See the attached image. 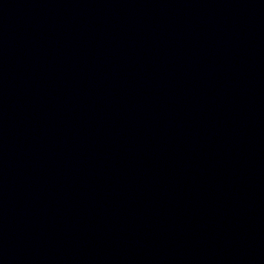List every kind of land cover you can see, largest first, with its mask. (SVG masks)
Instances as JSON below:
<instances>
[{
	"label": "water",
	"instance_id": "water-1",
	"mask_svg": "<svg viewBox=\"0 0 264 264\" xmlns=\"http://www.w3.org/2000/svg\"><path fill=\"white\" fill-rule=\"evenodd\" d=\"M0 264H264V0H0Z\"/></svg>",
	"mask_w": 264,
	"mask_h": 264
}]
</instances>
